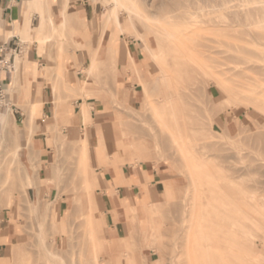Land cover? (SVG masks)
Segmentation results:
<instances>
[{
  "label": "rangeland",
  "instance_id": "1",
  "mask_svg": "<svg viewBox=\"0 0 264 264\" xmlns=\"http://www.w3.org/2000/svg\"><path fill=\"white\" fill-rule=\"evenodd\" d=\"M88 4L99 44L101 16L114 11L106 59L94 65L90 56L91 75L87 67L75 76H85L91 119L72 123L82 93L57 70L45 81L51 114L26 96V112L0 124V264H264V0ZM58 27L51 41L62 52L68 34ZM73 28L89 42L84 22ZM49 33L44 20L38 39ZM117 42L122 59L116 49L113 57ZM160 76L176 94V123L152 110L165 90ZM131 170L141 174L134 197L109 219L104 178ZM116 232L124 237L111 245Z\"/></svg>",
  "mask_w": 264,
  "mask_h": 264
},
{
  "label": "crops",
  "instance_id": "2",
  "mask_svg": "<svg viewBox=\"0 0 264 264\" xmlns=\"http://www.w3.org/2000/svg\"><path fill=\"white\" fill-rule=\"evenodd\" d=\"M65 5L73 7L76 11L68 13ZM41 6L40 10L39 4H34L33 0H0V110L5 109L8 112L10 109L15 112H19V110L26 112L28 103L25 98L29 96L30 98L40 97L43 101L41 110L44 112V108L48 107L47 111L51 114L50 104L45 100L50 95L45 84L46 77L57 76V70H60L61 76H71L72 83L77 88L78 85L85 82V76L83 79L75 78L82 74L81 71H77V68H87L90 65L91 52L95 48H97V53L102 49L104 50L103 57L96 59L104 61L107 57L109 31L106 30L103 33L99 44L98 31L89 24L92 19H95L97 11L88 4V0H75L74 3L70 0H42ZM65 16L69 22L65 29H62L60 24L64 22ZM43 17L47 26L49 25L48 18H50L54 25L59 26V31L63 30L68 34V43L62 45V52L59 51L55 41L44 43L43 46L38 43ZM81 22L86 24V29L90 34L89 42L85 41L78 33L72 35L70 33L71 31L76 32L73 27H77ZM97 23L98 20L96 27ZM24 30L28 32L27 36H24ZM71 41L77 46L72 47ZM118 43H114L113 46L117 50L118 59H122L126 50ZM119 76H123V74ZM90 90L94 91L95 89L90 88ZM90 96L91 94L84 101L83 117L85 121L91 119V108L86 103ZM16 99L20 108H17L14 103ZM11 100L13 103L10 102ZM79 104H81V99ZM79 119L82 120L81 116L79 118L75 113L72 123H76ZM124 152L129 156V152ZM131 155L136 157V154ZM139 173L137 170H131L129 173L108 172V178H104L106 183L108 182L105 185L106 192L104 191L106 197L105 215L109 216L107 218L112 219L113 210L117 213L126 201L132 200L134 197L132 186L141 177ZM120 182L122 184L110 194L113 185ZM128 188L129 190H127ZM123 237L117 232L109 234L111 245Z\"/></svg>",
  "mask_w": 264,
  "mask_h": 264
},
{
  "label": "bare ground",
  "instance_id": "3",
  "mask_svg": "<svg viewBox=\"0 0 264 264\" xmlns=\"http://www.w3.org/2000/svg\"><path fill=\"white\" fill-rule=\"evenodd\" d=\"M34 1V4H36V3H38L39 4V9L41 10V8H42V6H41V4H42V0H33ZM29 3V2H28ZM114 3V2H113ZM117 3V2H116ZM115 6V5H114ZM116 8V7H115ZM114 8V9H115ZM112 15L114 16V11H110V13L106 16V14H105V16L103 15V16H101V19H100V21H99V26H100V29H101V36H100V41H101V38H102V35H103V33L106 31V30H108L109 29V20L112 18ZM45 19H44V17L42 18V20H41V24H42V22L44 21ZM116 20V19H115ZM48 21H49V25H50V33L48 34V36H47V38L45 39V40H39L38 39V42H39V44L41 45V46H43V44L44 43H46V41H50L51 42V40L52 39H54V34H55V32H56V28H55V25H54V23H53V21L50 19V18H48ZM111 21V20H110ZM68 22V18H66L65 17V19H64V22L62 23L64 26H65V24ZM113 23V22H112ZM160 23V22H159ZM166 23V22H165ZM118 24V25H117ZM117 26L119 27V28H121L122 29V25H121V23L120 22H118L117 21ZM27 35H28V32H27ZM61 38L62 37H64V33L63 34H60L59 35ZM180 39V38H179ZM179 42V41H178ZM186 43V42H185ZM183 44V43H182ZM185 45V44H184ZM188 46V45H187ZM60 47V46H59ZM44 49V48H43ZM195 53V52H194ZM95 50H93V52H91V60L93 61L92 63H94V65H95V60H96V57H95ZM195 56V55H194ZM113 57H115L116 58V56H115V49L113 50ZM198 57V56H197ZM198 59V58H197ZM59 60H60V58H59ZM197 61H200V60H197ZM50 62V61H49ZM94 65H93V68H94ZM165 70V69H164ZM92 71H93V69L91 68V67H88L87 68V70H86V75L87 76H90L91 75V73H92ZM82 72V71H81ZM84 74V73H83ZM17 78V77H16ZM21 79V78H20ZM159 79V78H158ZM160 80L163 82V85H165V90L163 91V93H162V98L160 99V97H159V101H158V103L157 104H154L153 105V109L152 110H154V112L156 113V115H157V117H159V119L162 121V122H165V124H163V125H166V120H172L173 122H175L176 123V120H175V118L177 117L176 116V114H175V107H176V104H177V101H176V94L171 90V86H170V84H169V81H170V78H169V76H160ZM86 81V80H85ZM164 83H166V84H164ZM84 84H85V82L83 83V84H80V85H78V87L76 88V90L77 91H81V95L80 96H82V97H80V98H78V100L80 101V99H81V104H80V106H81V110H80V116H81V119H82V121L83 122H86L85 121V119H84V117H83V115H84ZM150 105V104H149ZM151 106V105H150ZM9 113H10V109H9V111L7 112V113H2V114H0V124H2V125H4L5 124V122H7V120H8V118H9ZM56 113V112H55ZM33 119H34V115H33V113L32 112H30V111H28L27 113H26V121H25V124H26V126H28V127H30V125H31V123H33ZM158 119V118H157ZM57 122V121H56ZM28 123V124H27ZM167 125H169V124H167ZM174 127V126H173ZM84 129V128H83ZM30 130V129H29ZM171 131V130H170ZM175 136V135H174ZM173 136V137H174ZM175 138V137H174ZM88 140H89V135H88V132L87 131H85L84 133H82V135H81V142H82V144L84 145L82 148H80L82 151V155L84 154L85 156H86V154L88 153H86V152H84L85 151V148L87 149V147L85 146V144H87V142H88ZM100 140H101V142H102V139L100 138ZM98 142H99V140H98ZM90 144V143H89ZM185 144V143H184ZM21 148H22V146H21V144H19L18 143V145H17V147H16V152H18V151H20L21 150ZM83 148H84V150H83ZM87 151V150H86ZM86 153V154H85ZM85 166H86V164H85ZM209 175V174H208ZM192 179V178H191ZM88 180V179H87ZM193 181L194 182H196L194 179H193ZM89 182V181H88ZM195 184H197V183H195ZM199 186H203V184L202 183H199L198 184ZM196 186V185H195ZM197 187V186H196ZM204 188H205V185L203 186ZM208 188V187H207ZM206 188V189H207ZM210 191H212V190H210ZM205 192H207L206 190H203L202 191V193L203 194H201L202 196H204V194H205ZM208 193V192H207ZM210 196V195H209ZM205 199H207L206 197H204ZM212 198V197H211ZM223 198V197H222ZM222 202V201H221ZM202 203H204V202H202ZM211 203V202H210ZM219 203V202H218ZM231 203V202H230ZM229 205V204H228ZM210 206H211V204H210ZM214 206V205H213ZM217 206V205H216ZM220 207V206H219ZM218 209V208H217ZM203 210V209H202ZM228 210V209H227ZM209 211V210H208ZM207 211V212H208ZM205 213V212H204ZM210 213V212H209ZM202 215H205V214H202ZM206 216H207V214H206ZM203 219H206V217L204 218V216L202 217ZM208 227H209V225H208ZM196 229V232L198 233V235H199V237H201V238H203L204 239V241L206 240L207 242L204 244V248H206V249H210L211 247H213L211 244V238L209 237V234H208V230H207V227L206 226H204L203 225V223H199L198 225H197V227L195 228ZM221 229V228H220ZM220 231V230H219ZM214 232V231H213ZM217 241V240H216ZM214 242V241H213ZM211 243V244H210ZM217 245V244H216ZM215 246V245H214ZM214 248H216V246L214 247ZM217 249H218V247H217ZM211 252V251H210ZM218 253V252H217ZM208 256V255H207ZM209 256H211V255H209ZM218 261V260H217ZM212 262V261H211ZM4 264V263H3ZM221 264V263H220Z\"/></svg>",
  "mask_w": 264,
  "mask_h": 264
}]
</instances>
